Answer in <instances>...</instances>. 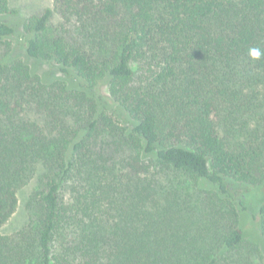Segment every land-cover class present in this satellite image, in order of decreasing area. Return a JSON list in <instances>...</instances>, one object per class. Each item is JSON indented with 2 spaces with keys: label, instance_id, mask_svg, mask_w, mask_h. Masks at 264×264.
<instances>
[{
  "label": "trees",
  "instance_id": "obj_1",
  "mask_svg": "<svg viewBox=\"0 0 264 264\" xmlns=\"http://www.w3.org/2000/svg\"><path fill=\"white\" fill-rule=\"evenodd\" d=\"M14 13L0 228L38 177L0 264H264V202L249 238L230 191L264 184V0H53L23 24L51 81L8 57Z\"/></svg>",
  "mask_w": 264,
  "mask_h": 264
},
{
  "label": "rangeland",
  "instance_id": "obj_2",
  "mask_svg": "<svg viewBox=\"0 0 264 264\" xmlns=\"http://www.w3.org/2000/svg\"><path fill=\"white\" fill-rule=\"evenodd\" d=\"M8 4L10 10L15 11L14 14H6L1 17L3 22L14 28L15 33L7 41L10 46L8 57H19L25 60L26 62H24L29 65L32 73L40 75L47 81L60 77L61 74L55 66L38 62L31 58L27 59L23 47L27 39V35L23 32L24 21L31 15L38 14L48 8H53V0H8ZM57 19V16L54 15L53 21L57 22ZM2 52H7V45L2 46ZM37 177L38 172L25 184L17 188V206L15 212L8 222L0 228V234L12 235L28 224L30 219L28 201L37 185ZM230 191L235 197L244 199L247 205V209L242 210L240 213V223L244 235L259 240L257 236L258 221L253 218V215L257 213L258 207L264 202V184L252 188L250 193H247L240 186L230 188Z\"/></svg>",
  "mask_w": 264,
  "mask_h": 264
}]
</instances>
